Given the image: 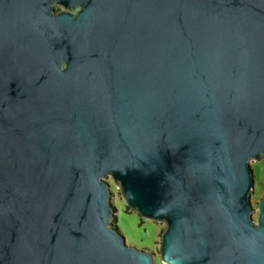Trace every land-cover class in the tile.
Returning a JSON list of instances; mask_svg holds the SVG:
<instances>
[{"label": "water", "instance_id": "water-1", "mask_svg": "<svg viewBox=\"0 0 264 264\" xmlns=\"http://www.w3.org/2000/svg\"><path fill=\"white\" fill-rule=\"evenodd\" d=\"M57 7V10H55ZM264 0H0V264H264Z\"/></svg>", "mask_w": 264, "mask_h": 264}, {"label": "rangeland", "instance_id": "rangeland-1", "mask_svg": "<svg viewBox=\"0 0 264 264\" xmlns=\"http://www.w3.org/2000/svg\"><path fill=\"white\" fill-rule=\"evenodd\" d=\"M251 167L254 175V188L250 194V202L254 209L252 217L255 219L257 204L264 191V158L251 161ZM105 180L109 183L112 192L110 201L116 207L115 218L111 219L110 226L122 232L127 245L152 252L155 257L154 264H163L157 257V242L164 229L163 222L142 219L131 209H127L117 186L110 177H106Z\"/></svg>", "mask_w": 264, "mask_h": 264}, {"label": "trees", "instance_id": "trees-1", "mask_svg": "<svg viewBox=\"0 0 264 264\" xmlns=\"http://www.w3.org/2000/svg\"><path fill=\"white\" fill-rule=\"evenodd\" d=\"M127 209H129L127 206H126Z\"/></svg>", "mask_w": 264, "mask_h": 264}, {"label": "flooded vegetation", "instance_id": "flooded-vegetation-1", "mask_svg": "<svg viewBox=\"0 0 264 264\" xmlns=\"http://www.w3.org/2000/svg\"><path fill=\"white\" fill-rule=\"evenodd\" d=\"M55 10H57V9H55Z\"/></svg>", "mask_w": 264, "mask_h": 264}]
</instances>
